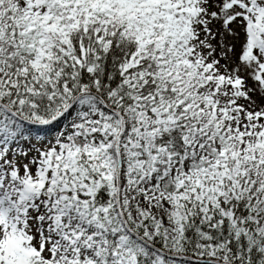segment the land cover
I'll list each match as a JSON object with an SVG mask.
<instances>
[{"label":"snow or ice","instance_id":"1","mask_svg":"<svg viewBox=\"0 0 264 264\" xmlns=\"http://www.w3.org/2000/svg\"><path fill=\"white\" fill-rule=\"evenodd\" d=\"M0 264H264V0H0Z\"/></svg>","mask_w":264,"mask_h":264}]
</instances>
